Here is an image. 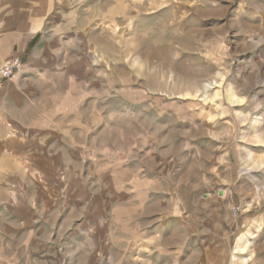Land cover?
Here are the masks:
<instances>
[{
	"label": "rangeland",
	"instance_id": "374dc122",
	"mask_svg": "<svg viewBox=\"0 0 264 264\" xmlns=\"http://www.w3.org/2000/svg\"><path fill=\"white\" fill-rule=\"evenodd\" d=\"M53 1L95 135L54 201L1 163L0 264H264V0Z\"/></svg>",
	"mask_w": 264,
	"mask_h": 264
},
{
	"label": "crops",
	"instance_id": "0c3cea01",
	"mask_svg": "<svg viewBox=\"0 0 264 264\" xmlns=\"http://www.w3.org/2000/svg\"><path fill=\"white\" fill-rule=\"evenodd\" d=\"M54 9L53 0H0V67L16 56L23 65L14 78L0 79V165L14 160L15 175L52 179L43 187L51 191L52 201L55 177L59 171L70 173V161L81 157L95 135L91 124L81 119L79 97L64 90L72 86L66 77L70 74L55 66L61 58L54 49L62 39L57 29H47ZM7 145L13 150L5 154L1 148ZM32 206H27L29 215L23 219L17 212L14 222L40 221ZM49 206L57 208V201Z\"/></svg>",
	"mask_w": 264,
	"mask_h": 264
},
{
	"label": "built area",
	"instance_id": "2783aa9c",
	"mask_svg": "<svg viewBox=\"0 0 264 264\" xmlns=\"http://www.w3.org/2000/svg\"><path fill=\"white\" fill-rule=\"evenodd\" d=\"M22 60L19 56L11 58L0 67V79L10 80L22 70Z\"/></svg>",
	"mask_w": 264,
	"mask_h": 264
},
{
	"label": "bare ground",
	"instance_id": "6f19581e",
	"mask_svg": "<svg viewBox=\"0 0 264 264\" xmlns=\"http://www.w3.org/2000/svg\"><path fill=\"white\" fill-rule=\"evenodd\" d=\"M232 102H233V103H238V102H239V99H238V98H233V99H232Z\"/></svg>",
	"mask_w": 264,
	"mask_h": 264
},
{
	"label": "water",
	"instance_id": "95a60500",
	"mask_svg": "<svg viewBox=\"0 0 264 264\" xmlns=\"http://www.w3.org/2000/svg\"><path fill=\"white\" fill-rule=\"evenodd\" d=\"M219 195H221V193H219Z\"/></svg>",
	"mask_w": 264,
	"mask_h": 264
}]
</instances>
